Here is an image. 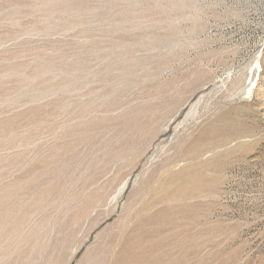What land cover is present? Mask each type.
<instances>
[{
  "label": "rangeland",
  "instance_id": "obj_1",
  "mask_svg": "<svg viewBox=\"0 0 264 264\" xmlns=\"http://www.w3.org/2000/svg\"><path fill=\"white\" fill-rule=\"evenodd\" d=\"M0 264H264V0H0Z\"/></svg>",
  "mask_w": 264,
  "mask_h": 264
},
{
  "label": "bare ground",
  "instance_id": "obj_2",
  "mask_svg": "<svg viewBox=\"0 0 264 264\" xmlns=\"http://www.w3.org/2000/svg\"><path fill=\"white\" fill-rule=\"evenodd\" d=\"M250 92H251V90H250Z\"/></svg>",
  "mask_w": 264,
  "mask_h": 264
}]
</instances>
